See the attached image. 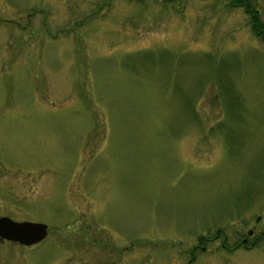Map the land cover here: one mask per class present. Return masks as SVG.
Returning a JSON list of instances; mask_svg holds the SVG:
<instances>
[{"label":"rangeland","instance_id":"rangeland-1","mask_svg":"<svg viewBox=\"0 0 264 264\" xmlns=\"http://www.w3.org/2000/svg\"><path fill=\"white\" fill-rule=\"evenodd\" d=\"M0 215L48 226L0 238V264H264V40L244 8L0 0Z\"/></svg>","mask_w":264,"mask_h":264},{"label":"water","instance_id":"water-1","mask_svg":"<svg viewBox=\"0 0 264 264\" xmlns=\"http://www.w3.org/2000/svg\"><path fill=\"white\" fill-rule=\"evenodd\" d=\"M47 228V224L41 221L16 220L7 215H0L1 239L30 245L43 239Z\"/></svg>","mask_w":264,"mask_h":264},{"label":"trees","instance_id":"trees-1","mask_svg":"<svg viewBox=\"0 0 264 264\" xmlns=\"http://www.w3.org/2000/svg\"><path fill=\"white\" fill-rule=\"evenodd\" d=\"M233 6H242L249 15V22L256 34L261 35L264 40V24L260 19L258 8L251 4V0H228Z\"/></svg>","mask_w":264,"mask_h":264},{"label":"flooded vegetation","instance_id":"flooded-vegetation-1","mask_svg":"<svg viewBox=\"0 0 264 264\" xmlns=\"http://www.w3.org/2000/svg\"><path fill=\"white\" fill-rule=\"evenodd\" d=\"M252 232H253V231H251V232L249 233V237H253L254 234H253ZM259 234L264 235V227H262V228L259 230ZM249 237H245V238H243V239H242V241H243L242 243L248 245ZM252 241H253V240H252Z\"/></svg>","mask_w":264,"mask_h":264}]
</instances>
